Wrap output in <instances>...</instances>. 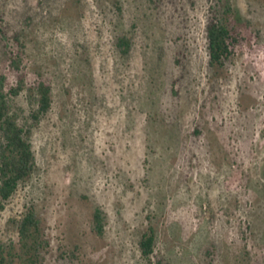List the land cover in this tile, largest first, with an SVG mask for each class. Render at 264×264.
Returning <instances> with one entry per match:
<instances>
[{
  "label": "rangeland",
  "instance_id": "rangeland-1",
  "mask_svg": "<svg viewBox=\"0 0 264 264\" xmlns=\"http://www.w3.org/2000/svg\"><path fill=\"white\" fill-rule=\"evenodd\" d=\"M214 16L237 39L221 66ZM19 73L8 102L34 170L0 199V264H22L28 208L38 264H264V0H0L4 92ZM39 80L52 104L35 121Z\"/></svg>",
  "mask_w": 264,
  "mask_h": 264
},
{
  "label": "trees",
  "instance_id": "trees-1",
  "mask_svg": "<svg viewBox=\"0 0 264 264\" xmlns=\"http://www.w3.org/2000/svg\"><path fill=\"white\" fill-rule=\"evenodd\" d=\"M230 12L226 5L224 13ZM209 61L212 65L221 66L223 61L233 53L237 39L223 19L212 17L206 27ZM22 48V44L18 43ZM116 46L122 54H127L131 43L126 36L116 40ZM22 57L18 52L12 59V66L20 72ZM25 87L23 76L19 73L16 84L4 92L0 86V135L3 144L0 151V199L8 200L17 190L19 184L25 181L34 170V154L27 139L30 131L20 126L14 114L10 111L8 96H17ZM37 95V111L33 114L35 121L45 115L51 108V87L45 80H39L33 88ZM102 214L97 209L93 213L95 231L103 232ZM19 250L22 264H38L47 241L43 237L41 220L33 208L24 213L19 226ZM155 243V234L152 228L144 233L139 241L141 255L148 259Z\"/></svg>",
  "mask_w": 264,
  "mask_h": 264
}]
</instances>
